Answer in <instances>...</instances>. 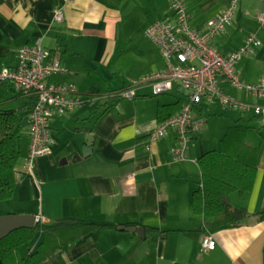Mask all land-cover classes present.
I'll return each instance as SVG.
<instances>
[{
    "label": "crops",
    "instance_id": "obj_1",
    "mask_svg": "<svg viewBox=\"0 0 264 264\" xmlns=\"http://www.w3.org/2000/svg\"><path fill=\"white\" fill-rule=\"evenodd\" d=\"M229 3L187 0L191 26L204 31L207 20ZM56 8L63 11L60 21L53 18ZM261 12L264 0H240L233 18L213 38L216 48L227 53L243 44L250 32L257 33L259 46L237 65L251 82L264 76ZM169 14V0H0V67L15 66L18 47L41 39L69 67L54 78L75 82L81 99L72 110H55L50 119L51 153L36 159L34 171L22 166L30 144L26 119L15 189L0 202V214L35 213L41 222L69 217L109 223L59 251L47 264H264V218L259 213L264 210V114L242 110L243 119H251L263 141L253 188L230 195L233 204L249 210L239 226L202 227V217L191 206L193 185L187 177L194 170L200 176L198 156L220 145L221 138L217 144L204 128L194 133L183 161L171 158L170 147L177 142L174 129L150 142L149 132L159 121L158 106L178 98L183 104L187 95L177 83L158 94L147 82L133 83L165 68L166 59L149 37L136 43L133 52L128 45L131 37L146 36L151 21ZM128 86L135 94L111 97ZM223 87L264 107V96L241 94L226 82ZM18 91L13 80L0 81V105L17 106ZM210 101L198 103L194 114L206 113ZM86 133L93 134L91 153L74 160ZM132 224L143 226L144 235L124 227ZM147 225L157 228L148 231ZM207 231L215 247L201 251ZM40 236L41 231L37 239Z\"/></svg>",
    "mask_w": 264,
    "mask_h": 264
},
{
    "label": "built area",
    "instance_id": "obj_2",
    "mask_svg": "<svg viewBox=\"0 0 264 264\" xmlns=\"http://www.w3.org/2000/svg\"><path fill=\"white\" fill-rule=\"evenodd\" d=\"M239 1L230 0L221 13L207 20L206 29L199 31L190 24L191 13L187 8V0H169L170 14L151 21L145 28V34L165 57L166 67L145 73L133 83L147 82L155 94L167 92L177 83L187 95L177 113L159 121L149 132L150 142H153L171 129L175 130L177 142L170 147L174 161L187 159L194 133L204 126L206 119L194 114L196 105L203 99L216 100L235 109L254 108L256 113L264 111L261 105L243 100L223 87L226 82L236 91L264 96V76L257 82H251L240 75L237 67L244 56L252 54L259 46L257 33L250 32L243 44L227 53L218 50L213 42V38L225 29L235 15ZM53 18L62 20L63 11L54 9ZM258 23H264V12L258 14ZM40 41L37 39L33 43L21 44L17 49L16 65L0 68V81L13 80L17 87L33 90L37 96L29 116V150L22 161L23 168L29 171H34L38 157L51 153L53 137L50 119L55 110H72L81 101L75 82L54 78L69 71L66 61L52 55L51 50ZM119 93L132 96L135 88L128 86ZM39 219L42 221L41 216ZM215 243L213 234L205 232L201 251L214 248Z\"/></svg>",
    "mask_w": 264,
    "mask_h": 264
},
{
    "label": "trees",
    "instance_id": "obj_3",
    "mask_svg": "<svg viewBox=\"0 0 264 264\" xmlns=\"http://www.w3.org/2000/svg\"><path fill=\"white\" fill-rule=\"evenodd\" d=\"M49 49L57 56L54 48ZM18 89L17 106L0 105V202L14 192L15 169L20 160L19 139L37 97L33 90ZM111 94L115 97L120 93ZM181 101L178 98L159 105V121L177 113L182 107ZM263 114L264 111L255 112L257 116ZM250 120L243 116L235 118L226 127L220 145L208 148L197 158L200 178L192 188L191 206L202 217V227L239 226L249 214L247 207L233 204L230 195L235 191L249 192L255 182L263 136ZM259 213L264 218V210ZM107 224L64 217L51 222L38 221L35 227L15 228L0 238V264H47L59 251ZM156 228L147 225L146 230L154 232ZM39 231L41 236L37 239ZM23 245L28 247L26 254L20 252Z\"/></svg>",
    "mask_w": 264,
    "mask_h": 264
},
{
    "label": "rangeland",
    "instance_id": "obj_4",
    "mask_svg": "<svg viewBox=\"0 0 264 264\" xmlns=\"http://www.w3.org/2000/svg\"><path fill=\"white\" fill-rule=\"evenodd\" d=\"M147 36V35H146ZM144 34L142 35H136L135 37H131V41L129 42L128 45V51L129 52H133L134 51V45L140 41H142L144 39V37L146 39H148V36L146 37ZM130 39L125 38V41H128ZM141 43V42H140ZM2 68V67H0ZM15 85L17 86V83L14 82ZM241 94H243L240 91ZM205 101L209 102V98H205ZM207 102L205 103V106L208 108V110L206 111V113H202V116L206 119L204 126L202 127L203 130L205 129H209V131L207 132V136L214 138V140L217 139L219 140L221 138V136L223 135L227 124L232 123V121L235 118H238L240 116H243V111L241 109H235V108H230V107H222V105L219 104L218 101L216 100H211L210 104H207ZM208 118V120H207ZM159 122V121H158ZM206 124V125H205ZM26 127H23L22 129V136L25 135V129ZM51 129V128H50ZM205 133V132H204ZM213 133H215L213 135ZM220 134V137H217V134ZM29 141V139H28ZM217 144H219V141L217 142ZM212 147L217 146V145H211ZM211 148V147H209ZM190 181H191V185L195 186L198 183V180L200 178V176L198 175V172H196L195 170L192 171V173H190L187 177ZM35 244V243H34ZM28 247L23 245L20 247V252L23 254H26L25 252H27Z\"/></svg>",
    "mask_w": 264,
    "mask_h": 264
},
{
    "label": "water",
    "instance_id": "obj_5",
    "mask_svg": "<svg viewBox=\"0 0 264 264\" xmlns=\"http://www.w3.org/2000/svg\"><path fill=\"white\" fill-rule=\"evenodd\" d=\"M182 88V87H181ZM183 90V88H182ZM85 144L82 146L81 153L79 151L74 152V160H79L82 156H87L91 153L93 139L92 133H86L84 135ZM39 216L35 213H7L0 214V238L8 234L15 228L18 227H35L36 223L39 221ZM129 230L137 231L141 236L144 235L145 229L141 225H125Z\"/></svg>",
    "mask_w": 264,
    "mask_h": 264
}]
</instances>
